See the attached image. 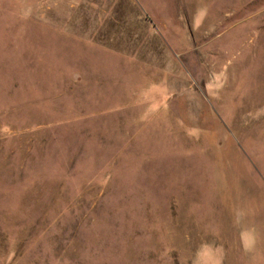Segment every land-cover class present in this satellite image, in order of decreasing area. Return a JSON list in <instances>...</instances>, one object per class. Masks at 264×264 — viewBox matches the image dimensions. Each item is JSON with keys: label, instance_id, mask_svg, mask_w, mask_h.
Wrapping results in <instances>:
<instances>
[{"label": "rangeland", "instance_id": "rangeland-1", "mask_svg": "<svg viewBox=\"0 0 264 264\" xmlns=\"http://www.w3.org/2000/svg\"><path fill=\"white\" fill-rule=\"evenodd\" d=\"M0 264H264V0H0Z\"/></svg>", "mask_w": 264, "mask_h": 264}]
</instances>
